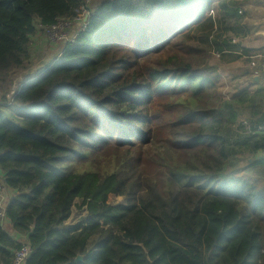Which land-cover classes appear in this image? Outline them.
<instances>
[{"label": "trees", "instance_id": "1", "mask_svg": "<svg viewBox=\"0 0 264 264\" xmlns=\"http://www.w3.org/2000/svg\"><path fill=\"white\" fill-rule=\"evenodd\" d=\"M238 7L0 0V77L23 68L40 27L89 14L57 59L0 98V264L24 240L23 264H264V188L231 167L229 143L264 167L262 90L223 99L209 64L250 55L233 42ZM176 38L185 56L152 65ZM77 201L86 214L69 224Z\"/></svg>", "mask_w": 264, "mask_h": 264}, {"label": "rangeland", "instance_id": "2", "mask_svg": "<svg viewBox=\"0 0 264 264\" xmlns=\"http://www.w3.org/2000/svg\"><path fill=\"white\" fill-rule=\"evenodd\" d=\"M79 22L74 25L80 26V29L86 24L85 19L87 12L80 11ZM86 16V17H85ZM81 23V24H80ZM79 29V30H80ZM75 32L71 35H66L64 38H58V40L51 43L50 40L45 36L44 31L39 32L35 37L32 38L31 42V51L30 57L27 63L23 68L19 70H14L12 73H9L6 77H0V98L2 96L9 98L12 95L13 90L16 88L19 82L26 78H32L38 71L43 70L44 67L49 65L53 60L57 59L62 51L63 45L66 43H71L76 35ZM189 36V34H188ZM195 40L192 36H190ZM196 42V41H195ZM194 43L189 41V45ZM180 39H174L171 44L161 52L151 56L150 63L152 65L156 63L168 65L169 59L174 56H185V51H183ZM188 48V47H187ZM214 60H210L209 64L216 65L217 75H218V92L222 95L223 99H228L232 94L237 93L240 89L249 88L251 86L248 76L245 77L243 66H238L235 64H226L219 62L217 54L214 53ZM253 69L252 66H250ZM249 68V69H250ZM252 83V82H251ZM230 145L234 146L238 151L235 156L232 157L230 165L242 168L241 175L251 177V180L258 181L260 187L264 188V167L263 164L258 163L253 165L254 167L247 166L246 161L251 157V153L247 148H245L239 140H236L235 137H231ZM256 158V157H254ZM9 200V197L5 196V203ZM123 198L116 197L112 198L111 204H120L123 203ZM83 207V208H82ZM81 207V202L77 201L72 208V214L70 216L69 224L74 223L79 219H83V216L86 214L85 206Z\"/></svg>", "mask_w": 264, "mask_h": 264}, {"label": "crops", "instance_id": "3", "mask_svg": "<svg viewBox=\"0 0 264 264\" xmlns=\"http://www.w3.org/2000/svg\"><path fill=\"white\" fill-rule=\"evenodd\" d=\"M221 1H233L239 5L238 13L241 15V18L237 21V27L240 30V35L238 37H233V42L238 43V46L250 51L248 57L242 55L239 59L228 64L242 65V70L245 71V77L248 76L251 78L249 79L251 86L247 89L249 96L252 97L256 91L262 90V98L264 99V85L259 80V77L252 75V69L250 68L252 64L259 65L260 58L258 56H264V0H220V2ZM76 26L77 25H74V28ZM213 27L215 29L217 25L214 24ZM211 33L213 35V32ZM71 34H73V31H71ZM211 38L210 36V39ZM34 76L32 78H34ZM252 81L254 84L251 83ZM237 94L238 92L232 94V96ZM7 197H10L9 194H7ZM5 229L10 231L8 224L5 225Z\"/></svg>", "mask_w": 264, "mask_h": 264}, {"label": "built area", "instance_id": "4", "mask_svg": "<svg viewBox=\"0 0 264 264\" xmlns=\"http://www.w3.org/2000/svg\"><path fill=\"white\" fill-rule=\"evenodd\" d=\"M80 11L85 12L83 8H80ZM77 12V15L73 18V20L70 19H57L53 24L42 26L39 29L44 31L45 36L50 40L51 43H54L53 41L58 40L57 36L59 38L65 37L66 35H71V27L73 25V21L79 22V14H82ZM86 17V16H85ZM88 18V15L85 19ZM86 25V24H85ZM85 25L81 28L83 29ZM260 58V64L257 66L256 64H252V75L259 77V80L264 84V56H258ZM264 127H259L258 130H263ZM261 159H264V150L260 153ZM5 196H7L6 188L0 183V226H5L7 224V219L5 215ZM31 251L28 248V245L26 244L25 240L22 241L18 247L14 251L13 255V264H23V262L27 259V257L30 255Z\"/></svg>", "mask_w": 264, "mask_h": 264}, {"label": "water", "instance_id": "5", "mask_svg": "<svg viewBox=\"0 0 264 264\" xmlns=\"http://www.w3.org/2000/svg\"><path fill=\"white\" fill-rule=\"evenodd\" d=\"M81 256H77L76 258H75V262H79L80 260H81Z\"/></svg>", "mask_w": 264, "mask_h": 264}]
</instances>
